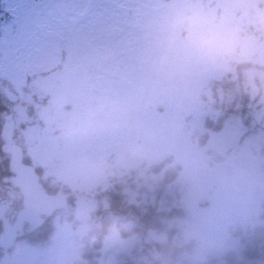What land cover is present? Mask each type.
<instances>
[{
	"label": "trees",
	"instance_id": "16d2710c",
	"mask_svg": "<svg viewBox=\"0 0 264 264\" xmlns=\"http://www.w3.org/2000/svg\"><path fill=\"white\" fill-rule=\"evenodd\" d=\"M107 3L114 8L116 23L133 39L127 42L129 52L124 50L126 43L122 50H113L119 60L106 64L98 57L93 63L86 59L82 62L62 49L61 58L54 66L26 71L19 79V88L14 91L2 83L0 69V132L1 125L10 116L12 139L23 150L22 162L34 169L46 192L67 194V207L58 210L56 215L69 224L65 233L53 223V217L36 216L33 211L25 210L28 196L20 187L15 195L7 193V188L0 189V237L2 229L8 227L14 232L15 239L6 249L0 247V260L16 264L19 259L13 260L14 256L22 259L29 253L47 255L54 251L59 241L57 246L65 256L66 264H100L109 246L123 241L126 252L121 264H263L264 198L254 199L252 211L243 224L226 228L230 244L218 255L202 251L201 240L191 237L188 228L191 224H206L201 218H193L191 213L192 190L198 173L216 177L226 185L221 177L225 168L233 164L243 166L254 158V164L248 162V168L259 169L260 176L264 177V23L261 19L264 0L248 1L244 11L238 13V22L229 21L224 8L215 5V1L203 2L201 15L207 22L215 29L223 26L228 33L233 30L234 34L222 51L204 54L201 62L196 60L194 64L208 68L209 72L198 92L187 96L188 102H194V110L178 114L182 118L181 137L200 153L202 161L197 165L195 161L184 165L172 153L153 160L139 158L135 161L127 154L123 162L128 166L124 167L118 153L105 149L102 151L105 155H99L101 164L94 167L103 166L101 178L98 175L95 182L83 183L80 188H73L76 192H68L54 175L61 164L54 159L38 161L34 156L35 148L52 140L64 143L65 130L78 137L80 134L81 144L91 146L93 141H89L85 131L92 118L84 111V106L90 99L92 108L96 112L100 110L96 95L102 88L108 89L107 79L114 75L110 71L112 66H117L124 75L134 68L144 75L148 84L154 85L168 70L173 85L178 84L181 92L189 89L184 83L188 76L184 73L185 68L179 67L168 51H165V57L149 55L145 58L137 57L134 52V44L141 46L136 38L145 22L159 28L160 14L167 12L165 7L169 0L161 6L150 2L142 5L134 0H88L82 12L70 23L71 29L66 30L67 38L73 32L81 35L77 24L85 20L93 8ZM213 8L215 17L211 13ZM10 15L5 0H0V63L5 56L1 49L3 29L14 22ZM180 20L176 17L175 24ZM168 21L164 17V25ZM187 26L185 20L182 32H177L180 38L185 37ZM249 43L253 45L252 50L245 49V44ZM70 45L69 51L82 43L79 45L74 39ZM89 52L92 55L93 51ZM91 55L87 59L90 60ZM163 58L167 60V67L155 68ZM189 64L195 66L191 61ZM103 66L108 67L107 72ZM161 86L164 90L171 88L167 84ZM148 104L154 107L152 111L161 109L156 102ZM219 133L232 136L231 147L221 151L216 149L212 139ZM104 138L101 134L100 141H105ZM1 156L0 181H12L8 159L4 161ZM77 198L93 209L86 219L73 216L76 209L72 205ZM208 205L207 199L196 203L199 207ZM125 226H128L127 231ZM199 255H203V260ZM32 264H41V260Z\"/></svg>",
	"mask_w": 264,
	"mask_h": 264
},
{
	"label": "rangeland",
	"instance_id": "374dc122",
	"mask_svg": "<svg viewBox=\"0 0 264 264\" xmlns=\"http://www.w3.org/2000/svg\"><path fill=\"white\" fill-rule=\"evenodd\" d=\"M134 1L142 5H149L150 2L154 6L165 3V0ZM204 1L206 0H169L165 7L167 12L160 14L159 28L152 26L148 21L145 22L140 36L136 38L141 46L134 44V52L139 58L149 55L165 57V51H168L171 57L177 60L179 67L182 65L181 67L185 68L184 73L188 76L184 83L189 85L188 90L181 92L178 84L173 85V78L168 70L161 74L154 85L148 84L144 75L133 70L134 68L124 75L117 66H112L113 70L110 71L114 75L107 79L108 89L102 88L101 94L96 95V101L101 105L100 110L96 112L92 108L90 99L84 106V111L92 118L88 123L89 129L85 131L86 133L83 132L89 141H93L90 143L91 146H88V143L81 144L83 141L79 133L78 137L76 133L65 130L64 143L52 140L45 146L33 150L38 161L54 159L61 164L57 166L54 175L56 180L63 184L62 187L67 189L66 191L76 192L72 191L73 188H80L83 183L88 185V182H95L98 175L99 179L101 178L103 166L97 169L94 167L101 164L98 161L99 155L104 156L102 151L105 149L118 153L122 158L120 164L124 167L128 166L123 162L127 154L134 161L139 158L153 160L165 153L174 154L184 165L193 161L197 165L202 161L200 153L194 150L188 140L181 137L182 118L178 114L194 110L195 104L188 102L187 96L189 93H197L208 75L209 69L194 64L196 60L199 61L204 54L222 51L229 45L234 34L233 30L228 33L223 26L215 29L207 22L201 15ZM210 1H215V5L224 8L229 21L238 22V13L244 11L247 2L256 3L258 0H207L208 3ZM5 2L14 22L3 29L1 49L5 56L1 60L0 69L2 83L11 91L19 88V79L26 71L33 72L54 66L61 58L59 54L62 49L64 52L67 50L68 55L74 54L82 62L85 59L95 62L100 57L106 64L120 59L113 50H122L125 43L124 50L126 52L130 50L127 42L133 39L131 40L122 26L116 23L114 8L108 3L93 8L89 16L77 24L81 35L73 32L71 37L67 38L66 30L68 27L71 29L70 23L82 12L88 0H5ZM214 12L213 8L211 10L213 17ZM164 17L169 20L166 25L163 22ZM176 17L188 22L183 38L177 33L182 32V25L180 27L175 24ZM261 19L264 23V10ZM114 30L121 31V36L112 37ZM58 39H61L62 43ZM74 39L82 45L69 51L70 42ZM245 46L246 50L253 49L251 43ZM88 50L93 51L92 55ZM89 55L90 60L87 59ZM189 61L195 66H191ZM158 67H167V60L163 58L156 63L155 68ZM106 68L108 67L103 66L104 72H107ZM103 75L105 76V73ZM161 84H167L171 88L164 90ZM149 102H156L161 109L152 111L154 107L149 105ZM101 134L105 137L103 142L100 141ZM232 141V136L227 133H219L212 139L213 145L220 151L224 147H231ZM248 162L254 164V158L247 160L243 166L233 164L223 170L221 177L226 185H222L216 177H208L202 172L196 176V186L191 196V213L193 218L196 220L201 218L206 224L205 226L201 222L198 226L191 224L188 229L191 231V237L201 240V249L206 253L216 255L221 253L230 244L225 234L226 228L232 224H243L252 211L254 199L264 198V177L260 176L259 169L248 168ZM203 199H207L210 205L196 206L197 201ZM72 206L76 209L73 216L79 220L86 219L90 211H93L90 205L79 198ZM52 217L58 229L66 233L65 229L69 224L61 221L59 215ZM124 229L127 231L128 226ZM125 244L123 241H119L118 244L113 242L100 264H121L125 259ZM57 245L50 254L40 256L29 253L22 259L14 256L13 260L19 259L16 264H32L38 259L41 260V264H66L65 256ZM198 257L203 260V255ZM8 263L0 260V264Z\"/></svg>",
	"mask_w": 264,
	"mask_h": 264
},
{
	"label": "water",
	"instance_id": "95a60500",
	"mask_svg": "<svg viewBox=\"0 0 264 264\" xmlns=\"http://www.w3.org/2000/svg\"><path fill=\"white\" fill-rule=\"evenodd\" d=\"M121 31L114 30L113 37H117ZM1 139L4 142L3 151L11 155L10 167L15 173H19L21 178L26 179L27 182L36 185V192L31 194L30 201L33 203V213L36 216L50 217L57 210H62L67 207V194L57 193L54 195H47L43 191H39L41 187L38 184V176L31 166L23 164V150L21 147L12 145L13 123L11 117H6V122L3 124L1 132ZM1 241V240H0Z\"/></svg>",
	"mask_w": 264,
	"mask_h": 264
},
{
	"label": "flooded vegetation",
	"instance_id": "af4514ba",
	"mask_svg": "<svg viewBox=\"0 0 264 264\" xmlns=\"http://www.w3.org/2000/svg\"><path fill=\"white\" fill-rule=\"evenodd\" d=\"M1 126H3V125H1ZM1 129H2V127H1ZM0 139H1V135H0ZM0 142H1L0 143V154L2 155V156L1 155L0 156L2 158H4V161H6L8 159L7 161H8V164H9V168L11 170V167H10V158H11V155L8 154V153H5L3 151L4 142L2 141V139L0 140ZM12 145L19 146L16 143H14L13 139H12ZM5 158H7V159H5ZM23 164H25V163H23ZM25 165H27V164H25ZM11 172H12V181H8V180L7 181H4V182L3 181H0V189L7 188V193H10L11 192V193H13L15 195V194H17L16 189L18 187H20L21 191L25 195L27 194V196H28L27 201H26L27 208H25V210H27L29 212L32 211L33 210V203L30 201V198L29 197L31 196V194H34L36 192V185L27 182L26 179L21 178V175L19 173H15L12 170H11ZM38 184L41 186L39 188V191H43L47 195H54V194H51L49 192H46V190L42 187V185L39 183V181H38ZM1 206H2V203H0V207ZM29 212H27V213H29ZM56 213H57V211H55L52 214V216L56 215ZM52 216H50V217H52ZM1 235H2L0 237V240H1L0 241V247L1 248L6 249V247L10 246L15 241V239H14V232H10V230L8 229V227H4L2 229V234Z\"/></svg>",
	"mask_w": 264,
	"mask_h": 264
},
{
	"label": "clouds",
	"instance_id": "9594fccd",
	"mask_svg": "<svg viewBox=\"0 0 264 264\" xmlns=\"http://www.w3.org/2000/svg\"><path fill=\"white\" fill-rule=\"evenodd\" d=\"M176 23H177V25H182V24H184V21L180 20V21H177Z\"/></svg>",
	"mask_w": 264,
	"mask_h": 264
}]
</instances>
